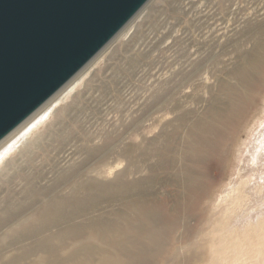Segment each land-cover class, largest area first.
Listing matches in <instances>:
<instances>
[{"label": "bare ground", "instance_id": "bare-ground-1", "mask_svg": "<svg viewBox=\"0 0 264 264\" xmlns=\"http://www.w3.org/2000/svg\"><path fill=\"white\" fill-rule=\"evenodd\" d=\"M141 11L109 45L127 36L131 38L137 28L133 27V22ZM252 35H256L252 49L238 51V64L229 72L234 83L221 86L219 95L212 99L202 117L183 112L175 120L162 124L159 134L146 141L145 146L121 150L122 154L131 157L143 149L145 151H139L141 154L155 158L148 179L127 180L129 168L114 173L116 176L109 182L87 178L92 163L101 161L106 152L112 150V145L82 148L84 151L80 155H85L82 166H70L61 173L58 163L53 166L55 170L39 173L25 172L27 169L23 170L24 164H21L53 135L65 143L69 135L62 127L64 118L60 112L64 108L61 105L94 70L92 66L98 63L97 59L108 44L3 138L0 141V264H177L181 258L180 240L175 236L178 229L185 230L181 239L192 238L199 231L188 229V221L195 219L207 223L211 220L208 216L212 210L200 211V203L209 193L205 170L211 164L217 167L225 164L231 143L242 131L245 139L238 141L231 157L232 176L227 184L216 190L219 198L225 200L219 201L217 210L222 214L218 222L249 219L247 210L250 211L252 205L264 204V187L253 183V180L264 182L263 152L258 156V150H264V110L260 117L256 112L253 117L257 120H253L251 126L247 124L249 110L256 105L264 89V12L247 21L241 31L225 28L214 34L216 46L222 40L234 45L241 38ZM169 96L158 93L154 98L163 105ZM181 130H185L184 136H181ZM178 140L181 143L176 147ZM62 151L63 161L71 159V148L65 147ZM254 160L257 164L252 167ZM19 170L24 184L18 189L7 188ZM72 175H79L80 180L64 195L61 190ZM160 176L171 188L163 202L155 199L151 190ZM107 203L116 208L110 212L103 210L105 206L103 209L102 206ZM257 210L254 211L257 213ZM218 222L209 223L206 236L202 239L201 235L192 242L191 258L185 259L186 264L205 263L201 249L206 246L214 254L213 262L208 264H247L248 261V264H261L264 261V223L259 224L258 231L247 225V229L234 230L226 239L213 243L214 234L221 228ZM253 246L259 248L253 252Z\"/></svg>", "mask_w": 264, "mask_h": 264}, {"label": "rangeland", "instance_id": "rangeland-1", "mask_svg": "<svg viewBox=\"0 0 264 264\" xmlns=\"http://www.w3.org/2000/svg\"><path fill=\"white\" fill-rule=\"evenodd\" d=\"M141 10L133 22V27L137 28L131 38L128 39L127 36L108 44L107 49H103L97 59L98 63L92 66L95 67L94 70L85 77V82L78 85L79 87L71 93L68 100L63 101L61 107L64 109L60 112V116L64 118L62 127L69 135L64 141L66 145L58 141L55 135L51 136L35 154L31 155L27 163L21 162L24 164L23 170L25 167L27 169L25 172L55 170L53 166L56 163L61 167L59 173L65 172L70 166L79 168L85 160V155H80L84 151L82 148L112 145V150L107 151L101 161L92 163L89 173L86 174L87 178L109 182L117 173L129 168L127 180L148 179L155 158L145 153L141 154L139 151H145L143 149L127 157L122 154V149L145 146L146 141L159 134L162 126L168 121L175 120L183 112H191L193 117L203 116L212 99L216 94L219 95L221 86L225 83L231 85L234 83L229 72L238 64V51L252 49L256 40V35H252L241 38L234 45L222 40L221 46H216L217 41L214 40L216 30L225 28L228 31L232 28L243 30L247 21L264 12V0H149ZM158 93L169 94V100L167 99L163 105L158 103L154 98ZM263 101L264 89L259 94L256 105L249 110L250 120L247 124L250 126L257 120L253 117L256 112L259 113V117L261 116L264 110ZM49 119L53 120L50 117ZM171 130L169 127L168 131ZM184 131L181 130V136H184ZM244 139L245 133L242 131L239 138L231 143L224 165L217 167L211 164L206 168L209 193L208 197L201 201L200 211L203 209L207 213L212 210L208 216L211 220L207 223L195 219L188 221V229L195 228L199 231L192 238L181 239L180 235H184L185 230L178 229L175 236L180 240L181 258L176 262L177 264H186L185 259L191 258L192 242L198 240L201 235L203 239L205 233L209 232L208 224L216 223L222 217L217 206L219 201L225 200L219 198L220 195L216 190L227 184L232 176L231 157L238 141ZM178 143L181 142L178 140L175 143L176 147L180 146ZM65 147L71 148L72 157L63 161L62 149ZM262 152L264 154V150H258V156ZM256 164L257 160H254L249 165L255 167ZM21 170L10 179L7 188L18 189L24 184L19 176L22 174ZM79 180V175L70 176L61 193L67 195ZM253 183L264 187V182L253 180ZM151 190L154 198L163 202L171 188L160 176ZM115 206L107 203L102 209L104 207L103 210L110 212L116 208ZM252 207L253 205L250 211L247 210L250 212V220L246 218V221L218 222L221 223L218 231L220 233L214 234L213 243L216 240L218 243L220 239H226L234 230L240 232L250 227L258 231L259 224L264 223V204L258 203L257 206L255 204ZM256 209H258L257 213L254 211ZM213 210L217 211L213 212ZM228 227H231L230 230H227ZM257 248L259 247L253 246L252 251ZM210 249L209 246L201 249L206 258L205 263L202 264L213 262L214 254L213 251L210 253ZM252 251L248 249L250 255L254 254ZM262 261L261 264H264Z\"/></svg>", "mask_w": 264, "mask_h": 264}, {"label": "water", "instance_id": "water-1", "mask_svg": "<svg viewBox=\"0 0 264 264\" xmlns=\"http://www.w3.org/2000/svg\"><path fill=\"white\" fill-rule=\"evenodd\" d=\"M149 0H0V141L87 65Z\"/></svg>", "mask_w": 264, "mask_h": 264}]
</instances>
